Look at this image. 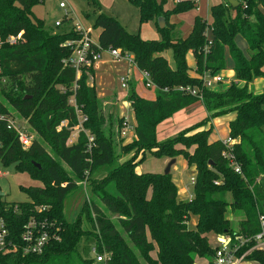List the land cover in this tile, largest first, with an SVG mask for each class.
I'll return each instance as SVG.
<instances>
[{
	"label": "trees",
	"instance_id": "obj_1",
	"mask_svg": "<svg viewBox=\"0 0 264 264\" xmlns=\"http://www.w3.org/2000/svg\"><path fill=\"white\" fill-rule=\"evenodd\" d=\"M41 1L0 0V67L4 78L0 97L27 119L54 157L39 141L23 150L15 133L1 124L0 158L4 166L13 165L43 184L25 190L28 202L11 203L17 212L4 211L9 206L0 196V214L7 221L9 240L16 245H21L22 227L32 216L55 222L61 241L52 253L42 257L6 252L0 255V264H96L88 257L92 247L107 256L106 262L99 264H142L140 260L145 264H214L217 248L210 245V235L235 241L258 233V218L264 216V90L255 94L249 85L264 78V0H238L236 7L228 3L212 5L210 19L195 16L185 38L169 20L172 15L192 11L193 0H173L171 9L165 7L167 0H129L138 9L139 26L164 20L163 28L156 25L159 40L143 39L139 33H129L115 18L96 14L93 26L99 29L100 47L131 53L137 69L148 72L156 87L155 99L146 100L137 95L132 83L128 84L135 137L125 146L120 137L122 119L103 114L96 89L88 84L95 70L83 69L76 79L75 70L63 63L71 54V48L64 44L79 35L73 30L60 34L46 29L43 20L33 13ZM89 2L99 9L96 0ZM20 33L14 44L7 42ZM237 36L246 42L248 57L236 46ZM226 49L234 71L233 81L227 86L218 91L202 89L201 100L172 90L177 86L202 88L199 79L188 75L189 52L197 76L205 72L218 75L226 69ZM168 50L173 67L162 55ZM72 95L86 117L83 128L94 137L90 154L86 153L84 133L75 143L67 144L78 123L69 104ZM196 102L208 113L197 127L229 112L234 114L228 123V137L234 140L231 153L242 176L234 173L223 158L222 153L229 151L223 141L209 142L211 128L193 126L173 138L157 140L161 122ZM0 107L7 112L1 101ZM63 121L67 126L58 130ZM129 153L131 157L121 162ZM147 155L169 160L180 156L188 167L194 166L192 198H178L171 173L138 172ZM97 168L103 169L104 176L93 179ZM85 171L90 173L89 201L83 202L77 218L69 222L64 204L68 196L82 190L77 182ZM39 206L48 209L37 214L35 207ZM228 208L244 214L237 230L226 218ZM192 216L197 217L194 228L188 225ZM252 245L247 243L240 253ZM245 261L264 264V250L252 251Z\"/></svg>",
	"mask_w": 264,
	"mask_h": 264
},
{
	"label": "rangeland",
	"instance_id": "obj_2",
	"mask_svg": "<svg viewBox=\"0 0 264 264\" xmlns=\"http://www.w3.org/2000/svg\"><path fill=\"white\" fill-rule=\"evenodd\" d=\"M61 1H64L66 3V11L68 13L67 15H65L64 10L60 9L58 6ZM96 1L99 4V9L93 7L90 4L89 0H42L38 5L33 8V13L36 18L43 20L46 29H50L55 33H64V31H66L71 24L72 26L81 25V27L85 31L89 32L91 40L96 43L98 41L99 29L95 28L93 25L96 18V14L98 13H103L107 16L115 18L123 27L126 28L129 33H139L143 39L159 40L160 35L152 24L145 23L142 24L140 28L138 21V10L130 2H128V0ZM171 5L172 0H167L166 6L170 7ZM203 14H205L206 16V13ZM187 15L188 16H185L182 19L184 28L181 29V31L185 32L190 24V16L189 14ZM56 21H61L62 25L60 27H55L54 23ZM207 33L209 35V32ZM235 43L239 49L243 51L245 50V41L242 37L237 36ZM165 55L167 61H169L170 65L173 67L171 51H166ZM103 59L105 60V65H103L102 68L100 67L101 70H98L96 71V73H94L93 80H89L88 84L94 85L96 89L95 91L97 102L100 103V106L102 107V112L105 116H107L108 114H112L114 118L120 119L122 115L128 114L129 122L131 124H134L135 120L133 111L130 107V103L127 101L128 84L132 83L134 87L136 86V89L137 91H139V93H142V90H144L146 93L144 96L151 97V94L143 88V84H140V82L133 77L134 72H132L131 74V78L129 83L127 84V87L121 86L118 77H121L126 74L127 67L125 63L113 62L107 54H104ZM227 60V63L230 65L231 59L228 58ZM187 61L190 65H192L193 59L191 57H187ZM124 68H126V70ZM194 69L195 66L193 69L191 68V70L188 71V75L190 77L197 78V74L195 73ZM232 79L233 76L225 77L226 81H230ZM224 85L226 86L227 84L224 83L223 86ZM223 86L221 85V87ZM59 88L62 91L64 90L62 87ZM150 91L151 93H153L152 90ZM0 101L3 104H8L1 97ZM192 106H195L194 110L183 111L184 113L180 114L179 116L173 118L171 117L172 119H167L158 125L157 140L159 142H162L169 138H173L178 135L181 131L187 130L188 128L193 126H196V128L201 130L210 127V121H207L206 124L197 127V125H199L201 121L207 118L208 113L200 102H196ZM198 106L202 108L198 109ZM77 107L80 110V107L78 105ZM9 110L13 111L12 107H9ZM230 116H234V114L232 112H229L227 114L215 118H229ZM221 121H224V119H221ZM32 132L33 136L36 137L37 141L41 142L45 150L54 157V154L52 153L49 146L45 143L44 139L39 136L34 130H32ZM76 132L72 131V137H70L67 142L68 145H71L76 142L78 138V136H76L75 134ZM132 140V138L126 140L124 139L122 144L124 146L128 145L132 142ZM131 155L132 154L129 153L126 156H121L122 158L120 159V161L123 162L124 160L131 157ZM167 164L168 163L162 165L160 159L147 155L145 161L137 167V171L141 173H163L166 169ZM172 168L173 170L171 171V173L174 177L176 176V179L178 180L176 181L178 185V190H184L187 193L186 198L192 195L193 189L190 183L191 178L193 177L192 168L188 167L185 160L180 156L177 159L176 165L172 166ZM0 170L8 173L7 177L0 179V190L2 193H4L2 199L8 203L28 202L29 198L27 197L25 190L30 187H41V185L43 184L39 179L32 177L27 172H18L13 165L9 167L0 166ZM103 176L104 172L102 168L94 169L92 175L93 179H100ZM87 192L88 196H90L88 189ZM84 194V191L78 190L67 197L64 204V213L67 221L73 222L79 215L83 202L87 201ZM94 200L99 204L98 200ZM226 218L230 221L232 229L237 230L238 223L244 218V214L239 210L231 212L230 208H228L226 212ZM112 219L114 220V222H116L115 217H112ZM188 225L189 227L191 226L190 223ZM208 241L212 247L216 246L215 236H209ZM88 246H90L91 248V244ZM151 255L154 257V254ZM88 257H93V255L91 254V250L88 252ZM140 262L142 264H145L142 260H140ZM242 264L252 263L245 262Z\"/></svg>",
	"mask_w": 264,
	"mask_h": 264
},
{
	"label": "built area",
	"instance_id": "obj_3",
	"mask_svg": "<svg viewBox=\"0 0 264 264\" xmlns=\"http://www.w3.org/2000/svg\"><path fill=\"white\" fill-rule=\"evenodd\" d=\"M198 1L199 0H193L196 10H199ZM58 6L60 9L64 10L65 15L68 14L66 11V3L64 1H61ZM61 25V21L55 22V27H60ZM72 30L79 35V38L67 41L64 44L71 48V54L68 58L63 60V63L65 66L71 67L75 70L76 79H79L83 69H97L98 65L103 60L104 54H107L110 57L111 61L116 63L123 62L127 67L126 74L119 78L121 86L127 87L133 70H137L140 74V79L143 86L146 89L155 90L156 87L151 81L149 73L145 71H139L137 69L134 56L131 53L122 51L118 48H101L98 42L96 43L91 40L89 32L85 31L81 27V25L73 26ZM21 35L22 33L18 34L16 37L11 36L7 39V42L9 44H14L21 38ZM1 45L2 40L0 38V47ZM1 72L2 70L0 67V82H4V78L1 76ZM197 79L201 81L202 88L200 89L191 86H177L172 88V90L190 95L201 100L202 89L217 91L218 87H220V85L223 83V77L220 74L210 75L208 72H205L202 75L198 76ZM89 80H93V77L90 76ZM73 90H76V85H74ZM162 90L164 92L168 91L167 88H164ZM69 104L74 108L75 115L78 120L77 125L73 127L72 131H77L75 133L76 136H79L80 133H84L87 141L86 153L90 154L92 148L94 147V137L83 128V123L86 121V117L82 114L81 110L78 109L73 95L69 98ZM3 106L7 109V112H2V109L0 107V126L1 124H5L6 129L13 131L21 148L23 150H27L34 144V142L37 141L36 137L33 136L32 129L29 126L27 119L21 117L13 108V111H10V106L6 104H3ZM121 119L122 123L120 128V136L125 140L130 138L134 139L135 124H131L129 122L127 114L122 115ZM66 126L67 122L63 121L57 129L59 130L61 127ZM72 131L70 137H72ZM223 144L226 148H229V151H224L222 153L223 158L228 162L229 167L234 171V173L242 176L241 168L235 161V158L231 153L234 140L228 137L223 141ZM2 145L3 144L0 140V151L3 147ZM0 166L5 167L1 158ZM89 174V171H85L83 178L79 182H77V185L81 187L82 191H84V195L87 201H89L87 192L88 180L90 176ZM7 176V172L0 170V179ZM194 182V177H192L190 182L191 186H193ZM0 196L1 198L2 196H4V193H2L1 190ZM5 204L9 207H7L4 211L13 210L14 212H17V207H12L11 203H8L6 201ZM47 209L48 207L46 206L35 207V211L38 212L37 214L43 213L47 211ZM258 221L259 231L251 238L244 239L242 237H237L234 241L231 237L228 236H223L221 238L218 237L214 264H242L245 261L246 256L249 255L252 251L264 250V216H259ZM20 241L21 245H16L9 240L7 221L0 214V255L6 252L19 251L22 255L42 257L45 254L52 253L55 250L56 246L61 241V236L58 232V227L56 226L55 222L41 220L38 217L32 216L26 221V223H24L22 227ZM249 242L253 243L252 247L245 252L240 253L242 247H244ZM91 254L93 255L92 258L94 259L96 264L106 262L107 256L105 254L97 253L95 247L91 248Z\"/></svg>",
	"mask_w": 264,
	"mask_h": 264
},
{
	"label": "crops",
	"instance_id": "obj_4",
	"mask_svg": "<svg viewBox=\"0 0 264 264\" xmlns=\"http://www.w3.org/2000/svg\"><path fill=\"white\" fill-rule=\"evenodd\" d=\"M231 1H234V2H236L237 4H235L234 3V5H231ZM128 2H130L129 0H128ZM174 3L175 2H173V0H172V5L170 6V7H167L166 6V8L167 9H171L173 6H174ZM219 3H228V4H230L231 6H233V7H236V6H238L239 5V1L238 0H199L198 1V8H199V10H196L195 8H194V10H192V11H189V12H187V13H184V14H181V15H172L171 17H170V20H169V22H170V24H174V25H176V27H177V30L179 31V33H180V36L182 37V38H185L188 34H189V32H190V30H191V27H192V21H193V18L195 17V16H200L201 18H203V19H205V20H209L210 19V17H209V8H210V6H212V5H216V4H219ZM134 6V5H133ZM135 7V6H134ZM138 10V9H137ZM203 13H206V16H205V14H203ZM187 14H189V16H190V21H189V26H188V29L186 30V32L185 31H181V29H183L184 28V26H183V22H182V19L185 17V16H188ZM139 15V14H138ZM138 18H139V16H138ZM57 22V21H56ZM158 23V20L157 21H151V22H148L149 24H152L155 28H156V30H157V27H156V25H158L157 23ZM54 25H55V23H54ZM142 26V25H141ZM141 26H140V28H141ZM72 28H73V26H72V24L67 28V30L66 31H64V32H68V31H70V30H72ZM158 32V31H157ZM142 38V37H141ZM160 39V38H159ZM146 40H149V39H146ZM235 41H236V38H235ZM236 44V43H235ZM237 46V45H236ZM241 50V49H240ZM242 52H243V54L246 56V57H248V53H247V44H246V42H245V50L243 51V50H241ZM165 58H166V55H165V53H163L162 54ZM187 57H191L192 59H193V57H192V53L191 52H189L188 54H187V56H186V60H187ZM231 59L230 58V55H229V53H228V51H227V49L225 50V67H226V69L224 70V71H222V73H220V75L223 77V83L221 84L222 86H223V84L224 83H226L227 85L231 82V81H233V79L232 80H230V81H226L225 80V77H232V76H234V71H233V62H232V60H231V64L229 65L228 63H227V59ZM169 62V61H168ZM170 64V63H169ZM187 64H188V66H189V68L191 69H193L194 68V66H195V63H194V60H193V62H192V65H190L189 63H188V61H187ZM103 65H105V60L103 59L102 61H101V63L98 65V67H97V69H95V73H96V71H98V70H101V68L103 67ZM101 67V68H100ZM125 70H126V68H124ZM263 71H264V67H263ZM133 72H134V78L135 79H137L139 82H140V84H142V82H141V77H140V74H139V72L136 70H133ZM198 77V76H197ZM120 77H118V79H119ZM221 85H220V87H221ZM226 85V86H227ZM143 86V85H142ZM225 86V85H224ZM220 87H218V90H219V88ZM249 87H250V89H252V91L255 93V94H259V93H261L263 90H264V78H258V79H255L250 85H249ZM147 92H149L150 94H151V97H147V96H144L146 93H145V91L144 90H142L143 92L142 93H139V91H137V89H136V86H135V91H136V93L141 97V98H143V99H146V100H154L155 99V90L153 89H146L145 87H143ZM150 90H152V92L153 93H151V91ZM217 90V91H218ZM199 107V106H198ZM200 108H202V107H199L198 109H200ZM195 109V106H190V107H188V108H186V109H184V110H181V111H179V112H177L176 114H174L173 116H172V118L173 117H176V116H179L180 114H182V113H184L183 111H192V110H194ZM128 115V114H127ZM172 118H169V119H172ZM221 119H224V121H221ZM233 119V116H230L229 118H215V119H213V120H211L209 123H210V127L209 128H211V132H212V134H210V136H209V142H214V141H218V140H220V141H224L225 139H227L228 138V135H229V128H228V123H229V121L230 120H232ZM220 126V127H219ZM157 128H158V126H157ZM205 129H208V128H205ZM204 130V129H203ZM133 139V138H132ZM179 158V157H178ZM178 158H176V162H175V164L174 165H176V163H177V159ZM161 160V164L162 165H165L166 163H168L170 160H168V159H160ZM174 165H172V166H174ZM172 166H171V169H170V173H171V171L173 170V168H172ZM191 168H192V172H193V177L195 176V173H196V171H195V167L194 166H190ZM174 169H175V167H174ZM171 175H172V173H171ZM172 179H173V181H174V183L176 184V186H177V188H178V185H177V183H176V181H178L177 179H176V176L174 177L173 175H172ZM186 192L184 191V190H178V198L179 199H181V200H190L191 198H192V195H190V196H188L187 198H186ZM196 222H197V217H195V216H192L191 217V219H190V221H189V223L191 224V228H194L195 227V225H196ZM210 236H215V235H210ZM218 237H223V236H215V238H216V246H217V239H218ZM215 246V247H216ZM246 261H244L243 263H245ZM249 263H251V262H249ZM253 264V263H252Z\"/></svg>",
	"mask_w": 264,
	"mask_h": 264
},
{
	"label": "water",
	"instance_id": "obj_5",
	"mask_svg": "<svg viewBox=\"0 0 264 264\" xmlns=\"http://www.w3.org/2000/svg\"><path fill=\"white\" fill-rule=\"evenodd\" d=\"M234 3L237 4L236 2L231 1V5H234ZM158 25H159L160 28H163V27H164V20L161 19V18L158 19ZM175 162H176V159H171V160L168 162V164H167V166H166V169L164 170L163 174H165V175L169 174V173H170L171 166L174 165ZM33 165H34L36 168H38V169L40 168V166H39L38 164H33Z\"/></svg>",
	"mask_w": 264,
	"mask_h": 264
}]
</instances>
